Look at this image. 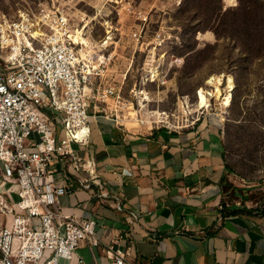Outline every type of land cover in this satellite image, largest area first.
<instances>
[{
	"label": "built area",
	"instance_id": "obj_1",
	"mask_svg": "<svg viewBox=\"0 0 264 264\" xmlns=\"http://www.w3.org/2000/svg\"><path fill=\"white\" fill-rule=\"evenodd\" d=\"M21 16L17 22L0 14V215L8 217L0 225V264H59L73 258L82 239L92 245L101 239L96 217L62 213L60 196L72 185L56 183L54 166L73 162L83 187L103 188L93 160L79 155L89 144L91 119L122 126L136 119L153 129L155 113L142 114L126 99L123 83L110 80L114 53L100 51L63 9L43 10L36 19ZM157 74L146 71L140 85L161 81ZM106 248L112 264L125 263L127 251Z\"/></svg>",
	"mask_w": 264,
	"mask_h": 264
},
{
	"label": "crops",
	"instance_id": "obj_2",
	"mask_svg": "<svg viewBox=\"0 0 264 264\" xmlns=\"http://www.w3.org/2000/svg\"><path fill=\"white\" fill-rule=\"evenodd\" d=\"M222 124L207 116L152 129L92 118L79 155L93 160L103 188L83 187L70 161L56 163L51 177L72 185L60 196L62 213L96 217L101 243L82 239L59 264H112L106 245L128 252L124 264H264V205L226 165Z\"/></svg>",
	"mask_w": 264,
	"mask_h": 264
},
{
	"label": "rangeland",
	"instance_id": "obj_3",
	"mask_svg": "<svg viewBox=\"0 0 264 264\" xmlns=\"http://www.w3.org/2000/svg\"><path fill=\"white\" fill-rule=\"evenodd\" d=\"M238 3L239 0H0V14L18 22L22 14L36 19L43 10L63 9L72 26L80 28L100 51L114 53V77L110 80L123 83L126 99L133 101L136 109L141 106L142 114L154 111V129H183L207 116L218 117L223 121L230 165L254 185L252 196L263 206L264 39L257 40L247 52L237 39L218 38L216 33H225L220 5L226 9ZM191 4V10L185 9ZM143 17H147L146 21ZM202 25L206 28H200ZM136 31L140 33L138 39L133 36ZM245 53H251L249 61ZM174 57H182L183 62H173ZM146 71L163 78L159 82L145 80L141 86ZM216 87H220V95ZM228 92L232 93L229 103L225 99ZM135 93L140 104L134 99ZM201 96L206 98V106H200ZM126 122L139 126L136 119ZM7 218L0 215L1 226L7 224Z\"/></svg>",
	"mask_w": 264,
	"mask_h": 264
},
{
	"label": "trees",
	"instance_id": "obj_4",
	"mask_svg": "<svg viewBox=\"0 0 264 264\" xmlns=\"http://www.w3.org/2000/svg\"><path fill=\"white\" fill-rule=\"evenodd\" d=\"M191 8H193V4L185 9L191 10ZM220 11L223 12V17H225V20H223L225 33L221 35L215 29L218 38L221 36L235 38L239 41L240 47L247 50V52L252 50L257 40L260 41V38L264 39V0H239V3L235 7L226 9H223V5L221 4ZM200 28L204 29L206 25H202ZM245 54V59L249 61L251 53ZM224 158L226 165L237 173L235 168L229 163L225 143ZM237 174L239 175V173Z\"/></svg>",
	"mask_w": 264,
	"mask_h": 264
},
{
	"label": "bare ground",
	"instance_id": "obj_5",
	"mask_svg": "<svg viewBox=\"0 0 264 264\" xmlns=\"http://www.w3.org/2000/svg\"><path fill=\"white\" fill-rule=\"evenodd\" d=\"M228 82L230 83L229 86L232 88L233 85H232V78H231V77H229ZM219 83H221L220 79H219ZM215 91H216V93H217L218 95L221 94V89H220V87H216V90H215ZM231 95H232V93H231V92H228L227 95L225 96V99H227V102H228V103L230 102ZM206 105H207L206 98H205L204 96H201V97H200V106L203 107V106H206Z\"/></svg>",
	"mask_w": 264,
	"mask_h": 264
}]
</instances>
